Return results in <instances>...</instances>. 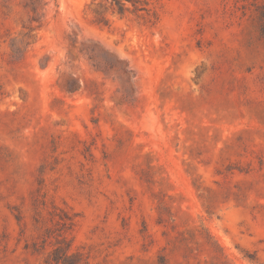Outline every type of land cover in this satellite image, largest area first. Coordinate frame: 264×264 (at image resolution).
Returning a JSON list of instances; mask_svg holds the SVG:
<instances>
[{"label":"rangeland","instance_id":"374dc122","mask_svg":"<svg viewBox=\"0 0 264 264\" xmlns=\"http://www.w3.org/2000/svg\"><path fill=\"white\" fill-rule=\"evenodd\" d=\"M0 0V264H264V0Z\"/></svg>","mask_w":264,"mask_h":264},{"label":"trees","instance_id":"16d2710c","mask_svg":"<svg viewBox=\"0 0 264 264\" xmlns=\"http://www.w3.org/2000/svg\"><path fill=\"white\" fill-rule=\"evenodd\" d=\"M115 4L118 6L120 10L125 9V3L128 2L130 3L135 9H141L144 8V1L142 0H113ZM69 256L65 253H61L60 255H57L56 257H53L52 261L54 263H59L61 262L62 264H68L67 263V258Z\"/></svg>","mask_w":264,"mask_h":264}]
</instances>
